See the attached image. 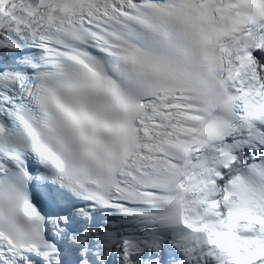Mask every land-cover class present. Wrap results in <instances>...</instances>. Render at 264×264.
I'll list each match as a JSON object with an SVG mask.
<instances>
[{
	"label": "snow or ice",
	"instance_id": "obj_1",
	"mask_svg": "<svg viewBox=\"0 0 264 264\" xmlns=\"http://www.w3.org/2000/svg\"><path fill=\"white\" fill-rule=\"evenodd\" d=\"M0 264H264V0H0Z\"/></svg>",
	"mask_w": 264,
	"mask_h": 264
}]
</instances>
